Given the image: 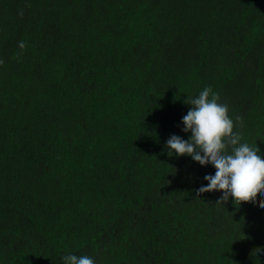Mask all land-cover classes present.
I'll return each instance as SVG.
<instances>
[{
	"label": "trees",
	"instance_id": "16d2710c",
	"mask_svg": "<svg viewBox=\"0 0 264 264\" xmlns=\"http://www.w3.org/2000/svg\"><path fill=\"white\" fill-rule=\"evenodd\" d=\"M205 87L264 153V0H0V264H264L259 190L168 155Z\"/></svg>",
	"mask_w": 264,
	"mask_h": 264
},
{
	"label": "clouds",
	"instance_id": "9594fccd",
	"mask_svg": "<svg viewBox=\"0 0 264 264\" xmlns=\"http://www.w3.org/2000/svg\"><path fill=\"white\" fill-rule=\"evenodd\" d=\"M20 48L24 47L23 42ZM192 107L182 117V131L191 133L187 140L171 135L166 141L169 156L188 155L201 166L212 165L215 173L205 175L207 181L200 192L222 191V199L253 198L257 190L261 194L258 205L264 208V153L257 145L243 139L234 131L235 122L229 116L225 103L210 87L201 90L198 96L188 99ZM239 120V118H237ZM63 264H96L88 255L68 254Z\"/></svg>",
	"mask_w": 264,
	"mask_h": 264
}]
</instances>
